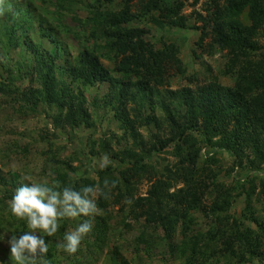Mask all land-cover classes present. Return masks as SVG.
<instances>
[{"label":"trees","instance_id":"trees-1","mask_svg":"<svg viewBox=\"0 0 264 264\" xmlns=\"http://www.w3.org/2000/svg\"><path fill=\"white\" fill-rule=\"evenodd\" d=\"M1 1L2 8L16 12L10 29L0 20V48L5 55L20 43L34 50L26 27H31L35 36L49 38L56 51L49 53L51 60L48 63L45 59V63L35 50L33 68L19 65L14 71L1 64L5 74L0 75L3 97L27 105L56 103L58 112L51 117L52 125L65 129H91L94 124L89 122V112L95 113L93 109L101 105L112 112L122 131L121 137L89 139V154L108 155L115 165L100 167L94 179L75 176L72 163L78 159L60 158L63 150L51 142L53 135L45 140V149L33 157L26 145L4 151L6 156L39 163L40 171L49 172L46 182L49 186L58 184V190L69 185L77 191L85 186L103 188L105 180L115 184L110 192L105 189L107 198H96L101 212L68 264H96L100 258H108V264H130L122 259V246L114 244L121 242L124 234L135 235L131 240L134 264H264V178L256 174L264 165V0H208L206 17H199L196 28L199 46L209 40L211 49L225 54L218 76L229 78L232 85L225 86L214 77L203 86L178 91L166 89L171 78L185 73L177 48L170 44L154 49L144 40L147 30L134 24L160 26V20L165 19L172 27L185 28L184 20L174 17L188 0H96L98 11L95 9L85 23L76 22L84 29L90 27L92 33L102 32L94 40H100L102 58L113 64V71L102 66L95 51L86 50L73 61L57 65L58 78L53 73L61 47L55 41L54 29L43 30L42 19L35 21V28L28 9L10 0ZM19 68L28 72V90L15 85ZM33 72L37 79L32 80ZM63 76L83 87L97 86L101 95L89 103L92 111L80 92L56 90ZM36 82L39 85L33 90L32 83ZM188 82L194 81L189 78ZM60 98H66V106ZM142 128L148 131L146 141L139 131ZM201 145L229 153L232 165L225 171V177L232 178L229 185L217 177V152L202 158ZM164 155L175 162L165 164L169 167L158 174L154 160ZM233 171L237 175L234 181ZM12 176H0L3 198L9 200L25 183L18 175ZM145 181L149 188L141 197L139 186ZM239 198H243L244 207L236 217L230 209ZM198 214L206 220L207 229L196 230ZM9 217L11 235L27 231L26 220L12 213ZM84 219L63 218L60 230L45 237L49 264H65L60 258L65 251L58 239L64 241V230H75ZM114 227L120 229L115 238Z\"/></svg>","mask_w":264,"mask_h":264},{"label":"rangeland","instance_id":"rangeland-1","mask_svg":"<svg viewBox=\"0 0 264 264\" xmlns=\"http://www.w3.org/2000/svg\"><path fill=\"white\" fill-rule=\"evenodd\" d=\"M11 3H19L23 8L28 9V16L32 17L34 27L36 28L37 19H42V29H54L53 35L55 41L60 45V59L56 58L54 63L55 72L53 73L55 78L57 77L58 68L57 65H61L63 61L71 62L74 58L83 51H95L96 55H99L102 66L113 71V64L107 59L102 58V50H99L100 40L95 41L94 37L101 36L102 32L97 30L92 33L91 28L79 27L76 21L85 23L93 15V11H98L96 0H10ZM2 1L0 0V20L4 21L7 28L10 29L13 20L15 18V9L11 8L7 10L1 7ZM208 0H188L184 2V7L175 15L174 19L182 18L185 23V28L172 27L167 20H160L161 25L158 26L155 23H135L134 26L138 28H144L147 30V34L144 38L154 49L162 50L165 46L173 44L178 50V57L184 68V74L170 79V84L166 89L171 91H178L183 88L194 89L198 86H203L205 83L212 82L214 77H217L219 82L225 86H231L229 78L218 76L222 71L225 64V54L218 53V49L210 48V41L205 40L202 47L199 46L200 32L196 28L200 25L199 17H206V4ZM4 5V3H3ZM135 11V10H134ZM158 13H156L157 15ZM172 17V16H171ZM60 20V21H59ZM65 26L67 30H64L61 26ZM30 36L29 42L34 50L27 47L26 43L15 46L9 50V54L5 55V52L0 48V66H10L11 69L17 70L19 65L22 67L33 68L36 64L32 59L35 56V50L41 59L51 60L49 53L53 55L54 44L50 42L49 38L35 36L31 32V27H26ZM2 31V30H1ZM60 31V32H58ZM20 35V34H18ZM264 45V42H261ZM33 45V46H32ZM199 46V47H198ZM48 56H47V55ZM16 67V68H15ZM19 70H21L19 68ZM32 80L35 77V72L32 73ZM113 74V73H111ZM0 75L5 76L0 69ZM15 85L20 90L30 89L28 72L21 70L15 74ZM192 79L194 82H188V79ZM1 82V80H0ZM33 90L39 85L38 82L32 83ZM68 90L73 94L81 93L82 98L85 100L86 107L89 111H92L91 105L98 98L97 86L95 87H83L81 83L74 82L67 76H63L59 81V85L56 90ZM21 92V91H20ZM82 99V100H83ZM68 100V99H67ZM63 106L66 98L59 99ZM69 101V100H68ZM92 102L91 105L89 103ZM56 103L39 102L37 104H25L24 101L15 102L13 97H3V92L0 91V176L5 178H12V175H18L21 181L25 183L42 184L47 181V172L40 171L41 166L39 163L33 161L19 160L14 156L4 155L5 149L15 150L14 147H27L29 154L33 157L39 150H43L46 147L45 140L50 139L49 136L53 135L55 138L51 139V142L55 144V147L62 149L60 158L64 161L75 157L78 159L72 163V166L76 168L75 176L77 177H89L95 178L94 172L100 168V157H92L89 154V139L94 141L102 137H109L115 135L121 137L122 131L118 128L117 121L113 118V114L108 109H103L101 105L96 107L95 113H90V123L94 124L91 129H85L83 127H70L65 129L63 127L54 128L52 125L51 117L58 112ZM29 109H35L33 111ZM160 110H157V113ZM143 135L144 140L148 138V131L145 128L139 130ZM129 142V141H128ZM37 151V152H36ZM212 152H217L219 181L226 185L232 181L225 177V171L230 169L232 165V158L229 153L223 150L212 151L207 147L200 146V155L202 158L209 157ZM28 154V155H29ZM31 156L29 160H31ZM165 158L167 163L162 161ZM155 165L158 170V174L164 171V168L174 165L172 158L170 157H156ZM114 161H111L110 165L115 166ZM41 164V163H40ZM168 164L169 166L165 165ZM47 168V167H46ZM234 168V167H233ZM238 172V171H237ZM233 181L237 179L236 171L232 172ZM256 174L264 178V165L260 171ZM182 184L177 185L179 189ZM149 188V183L146 181L139 186V193L141 197H144ZM13 190V189H10ZM12 192V191H11ZM15 192V191H14ZM173 192V190H171ZM2 186H0V237L5 236V241L11 236L13 227L10 228L8 221L11 214L9 208V199L3 198ZM244 207L243 198L236 199L234 205L230 209L231 215L236 217L240 216L241 209ZM197 215V214H196ZM198 225L196 230L207 229L206 220L198 214ZM11 221V220H10ZM251 226V225H250ZM252 227V226H251ZM29 229L27 228V231ZM39 231V230H37ZM74 231L70 227L64 230L65 233ZM113 238L120 234V229L114 227L112 230ZM43 235V233H41ZM135 235L124 234L121 242H113L122 246V259H126L130 264L133 263L135 258L134 252L131 247V240ZM60 244L65 241L58 239ZM5 241H0V264H14L10 257V250ZM74 254H68L66 252L61 253L60 258L63 259L65 264H68ZM59 257V256H58ZM59 258V259H60ZM108 258H100L96 264H108L106 261ZM146 263V258L144 259ZM152 264H158L157 261H153Z\"/></svg>","mask_w":264,"mask_h":264},{"label":"clouds","instance_id":"clouds-1","mask_svg":"<svg viewBox=\"0 0 264 264\" xmlns=\"http://www.w3.org/2000/svg\"><path fill=\"white\" fill-rule=\"evenodd\" d=\"M111 163L108 155L100 158V167ZM115 184L109 185L105 180L103 188L99 185L85 186L77 191L69 185L59 189V185L24 183L16 188L9 203L13 216L26 220L28 231L19 236L11 235L5 241L10 250L14 264H49V243L45 237H52L60 230L59 221L63 218L86 217L74 231L65 233L64 243L60 247L68 254H75L84 238L92 231L93 220L101 210L97 207L96 198L104 196ZM39 230V231H37ZM43 233V235H41Z\"/></svg>","mask_w":264,"mask_h":264}]
</instances>
